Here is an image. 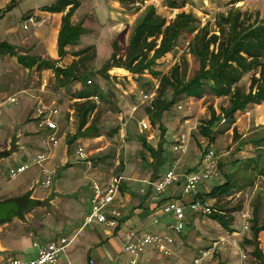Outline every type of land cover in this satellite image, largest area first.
I'll return each mask as SVG.
<instances>
[{
    "label": "rangeland",
    "instance_id": "rangeland-1",
    "mask_svg": "<svg viewBox=\"0 0 264 264\" xmlns=\"http://www.w3.org/2000/svg\"><path fill=\"white\" fill-rule=\"evenodd\" d=\"M58 1L60 0H13L10 6L0 9V43L13 45L20 55L36 56L53 62L45 55L39 38L34 37L38 33L37 22L30 21L29 17L44 16L42 21L49 22L47 15L50 12L47 8ZM84 1L72 20L73 25H79L82 31L79 44L68 48L63 58L59 59L57 56L53 67L63 70L74 60L76 52L90 46L95 48L96 59L90 63L89 79L93 85L101 88L106 97V102H96L99 113L97 134L89 135L84 130L79 132L75 117L73 121H69L70 111L75 103L73 99L83 88L80 82L64 89L59 88L53 69L24 68L17 63L15 57L0 53V93L17 98V102L9 105L1 117L3 128L0 131V152H7L9 157L0 161V201L33 190V198L41 202L39 207L26 211L23 220L14 218L10 223L0 225V263L12 258H33L37 251L34 243L42 245L47 242L46 238L55 239L58 235L71 238L72 233L79 230L88 212L89 178L121 176L128 179L129 182L126 183L131 184L130 189L136 196L143 191L144 195L158 201L178 200L176 198L179 197L184 201H178L183 205L184 211L181 235L169 229L176 222L173 214L161 219L151 218L146 226L147 234L174 241L170 246L172 256L165 257L149 246L143 256H149L151 261L148 263L141 259L143 264H153L154 261L159 262L158 264H189L200 252L208 250L210 254L205 259L206 264H264V233L261 234V231L255 241L254 231H242L239 218L241 211L249 210L252 213V226L257 212V227L264 226V176L261 174L264 173V149L260 153L254 149L250 152L248 146L253 145L239 141L241 134L237 131L233 132L230 142V135L225 133L232 123L228 116L221 114L222 110L228 108V99H216L212 95L201 99H184L165 111L153 124L155 109L151 104L155 98L150 102H143L142 94L152 92L159 86L156 76L150 71H145L142 75L129 72L124 75L111 69L108 80L101 78L102 67L113 54V40L116 39L118 43V54L124 56L129 37L146 9L153 7L156 14L169 23L178 14L177 8H172L174 0ZM194 2L198 5L189 11L202 26L207 22L213 23L216 15L228 13H238L239 21L245 25L253 24L257 19L264 21V0H215L208 4L203 3L204 0ZM47 27L43 26L41 33ZM179 58L180 56L174 60L169 57L159 62L160 64L157 63L152 71L168 74L172 66L179 62ZM187 59L191 65L190 57L187 56ZM251 76V73L244 75L239 83L244 93L249 91ZM39 100L47 105L55 103L62 113L59 120L61 141L54 150L43 144L42 134L32 121ZM246 109L248 111L238 116L258 123L264 121L263 109H257L252 104ZM212 116L214 121L219 118L212 128L211 136L214 141L200 134L202 128H208L213 122ZM186 120H189L186 126L188 128L182 127ZM142 122L149 123L151 130L141 132ZM217 128L218 133L214 132ZM257 129L264 130V126L259 125ZM244 130L246 131V127ZM154 134L159 137L157 142L163 151L160 159H165L158 168V177L154 174V167L159 165L160 159L157 155L150 156L142 145L145 141L150 146L153 140L149 142L147 139ZM182 135L189 138V146L192 148L186 159L182 156L186 153L173 150V145ZM261 144L264 147V141ZM79 146L85 148L91 168L95 170L94 174L86 162L78 161L76 151ZM208 149L215 150L219 157V176L213 182L197 185L190 195L184 194L183 184L169 187L161 195L154 192L153 186L168 171L175 169L177 174H182L180 167H197L200 157ZM39 153L48 155L49 160L42 165H30L31 159ZM177 161L181 165L172 166ZM21 165L28 166V169L11 179L10 173ZM43 167L57 172L54 183L48 189H43L40 185ZM226 168L230 171V180L235 184L234 192L220 199L215 198L210 204L227 217H234L230 229L239 233L235 239L218 222L210 217L194 215L189 208L193 197L196 198L198 194L206 197L212 188L223 184ZM202 185L208 187L202 189ZM173 195L176 196L175 199ZM53 198L54 203L51 201ZM202 200L208 202L210 198ZM220 239L229 244L214 247V243ZM240 249L248 255L246 262L239 256ZM256 249L260 257L253 255Z\"/></svg>",
    "mask_w": 264,
    "mask_h": 264
},
{
    "label": "trees",
    "instance_id": "trees-1",
    "mask_svg": "<svg viewBox=\"0 0 264 264\" xmlns=\"http://www.w3.org/2000/svg\"><path fill=\"white\" fill-rule=\"evenodd\" d=\"M147 1V0H146ZM185 3L174 0L172 8L182 9ZM80 3L74 0H60L47 8L50 13L68 11L62 18L61 28L57 38V53L59 59L66 55V48L79 44L82 34L79 25H73L72 17ZM9 8L6 10L8 11ZM238 13L219 14L213 18V23L201 25L191 13L179 12L176 17L167 23L156 14L153 7L146 9L140 21L136 24L129 37L124 56L118 54V43L113 40V54L102 67L101 78L108 80V72L113 69L118 73L142 75L150 71L159 80L155 89V99L151 106L155 109L153 121L155 124L162 114L173 107L177 102L193 98L201 99L212 95L216 99L227 98L228 108L221 114L233 119L242 113L249 104L264 102V21L256 20L253 24L245 25L239 21ZM2 17V16H0ZM188 44V46H186ZM0 53L15 57L17 63L24 68L53 69L57 87L66 88L82 84V89L72 110L78 122V131L84 130L87 134H97L98 100L106 102L101 88L93 85L90 78L89 66L96 59V50L93 46L76 52L74 60L68 67L61 70L53 67L56 61H45L36 56H26L16 53V48L7 43H0ZM171 55L173 59L180 56L168 74L156 73L152 68L157 63ZM187 56L190 57L191 65ZM160 64V63H159ZM252 74L251 84L247 93L242 92L239 83L244 75ZM258 75V77H256ZM88 82H91L88 84ZM90 118L92 121L90 122ZM219 118L211 117L213 121L208 128L201 129V136L213 140L212 128ZM235 119V118H234ZM214 132L218 133V129ZM235 132V130H234ZM143 147L152 157L155 151L143 141ZM159 155V154H158ZM160 164L155 166L158 174ZM264 176V173H261ZM235 184L227 179L223 184L212 188L206 194L207 199H220L234 192ZM197 196L195 199L206 198ZM204 201V200H203ZM219 200L216 202L218 203ZM210 218L218 222L225 231L233 232L230 227L234 217L226 216L215 208ZM257 212L251 230L254 231V240L263 227L258 226ZM254 256L260 257L258 250Z\"/></svg>",
    "mask_w": 264,
    "mask_h": 264
},
{
    "label": "built area",
    "instance_id": "built-area-1",
    "mask_svg": "<svg viewBox=\"0 0 264 264\" xmlns=\"http://www.w3.org/2000/svg\"><path fill=\"white\" fill-rule=\"evenodd\" d=\"M81 2L84 0H74ZM181 3H185L182 9H177L179 12L191 13L190 9H195L196 4L194 0H179ZM215 0H204L203 3L208 4ZM30 21H36L35 17H29ZM27 27L25 26L24 29ZM188 46V44H186ZM91 82H88L90 84ZM155 98V90L152 92H145L142 94L143 102H150ZM91 100L97 102V97L90 98ZM17 102L16 96L13 95H3L0 93V131L3 128V123L1 117L4 110L12 104ZM180 109V106L177 107ZM71 116L69 121H73L74 112L70 111ZM62 118V113L59 107L54 103L52 105H47L43 100L37 102L36 109L32 117V121L35 123V127L42 134L43 144L48 148L54 150L58 148L61 139L59 138L60 126L59 120ZM225 122V120L223 121ZM151 130V125L147 122H142L140 124L141 132H148ZM186 138L182 135L176 144L173 145L174 152H179L184 154L187 150L185 146ZM76 157L79 162H86L91 168V162L89 161L88 154L84 147L79 146L76 151ZM49 156L45 153H39L34 158L31 159L30 165H42L49 160ZM28 166L21 165L16 168V171L10 173V178L14 179L17 175L25 172ZM43 180L40 185L43 189H48L54 183V178H56V171L43 167L42 170ZM219 176V157L215 150L208 149L202 155V168L199 172L192 174H177L175 169L168 171L160 181L153 186L154 192L157 195H161L169 187H173L176 184L184 185V194L190 195L192 190L199 184L211 183ZM124 179L121 176H111L106 183L100 181L96 177L89 178V193H90V210L89 213L84 217L81 229H84L93 224L103 225L107 228L118 227L123 219V214L120 208L117 206V197L120 191V187ZM164 212L166 214H173L176 218V222L169 226V229L178 235H181L182 230V220L184 219L183 205L178 201H173L166 203L164 205ZM190 210L194 215H203L205 217H210L215 210L210 203L194 199L189 205ZM240 224L242 225V231L249 233L251 231V221L252 213L249 210H244L240 212L239 215ZM235 239L238 237L239 233L227 232ZM72 243V239L67 237H61L51 241L46 246H40L34 243V247L37 249V255L32 260H21L19 258H12L5 263L0 264H59L60 255L64 250ZM174 241L171 238H161L158 236H153L145 234L138 236L137 230L134 228L128 229L126 232V240L123 246V252L129 256V260L122 264H143L142 260L145 253V249L152 246L154 250L158 253L163 254L165 257L172 256V246ZM222 244L223 246L229 244L228 241L220 239L214 243V247ZM210 250L200 252L191 263L189 264H206L205 259L209 257ZM239 256L243 262L248 260V255L244 250H239ZM90 264H93L90 261Z\"/></svg>",
    "mask_w": 264,
    "mask_h": 264
},
{
    "label": "crops",
    "instance_id": "crops-1",
    "mask_svg": "<svg viewBox=\"0 0 264 264\" xmlns=\"http://www.w3.org/2000/svg\"><path fill=\"white\" fill-rule=\"evenodd\" d=\"M12 1L13 0H1L0 9H4L5 6H8ZM84 2L85 1H81L80 6H82ZM67 11H68V8L64 12H61V13H48L47 18L49 19V22H46V23L42 21V17L44 16L40 17L39 15H35L36 22H37L36 32L38 33L34 35V37L39 38V42H41V44L43 45L45 55L54 61L58 59L57 57L58 56L57 38H58V34L61 28L62 18L66 14ZM75 13L72 17V20L74 19ZM45 25L48 27L46 28L45 32L41 33V29ZM68 48L70 47H67L66 50H68ZM169 57L172 58V56L169 55L165 59ZM188 99L190 100L191 98H188ZM73 101L75 102L76 99H73ZM252 106L257 107V109L264 110V102L258 105L252 104ZM245 111H248V110L245 109L243 112ZM164 116L166 117V115ZM164 116H163V120H164ZM247 116H250V113H247ZM234 118L229 119L232 125H231V128L227 130V132L225 133V135L226 134L230 135L231 137L230 142H232L233 132L235 130L241 134L239 141L253 145L250 147L248 146L249 151L254 149L255 151L260 153L261 150L264 149V147L261 144L262 141H264V130H259L257 128H259V125L264 126V121H262V123H258V121L250 120L249 118L247 119V117L241 118L238 116V114ZM188 122L189 120H186L185 123L182 124V127L188 128L186 127ZM245 127H246V131L244 130ZM185 138H186L185 146L187 148V151L185 152L186 154L182 155L183 159H186V156L188 155L189 150L192 149L189 146V138L188 137H185ZM158 139L159 137L156 136V134H154L148 137L147 140L149 142L153 140V142L150 143V147L154 149L155 151H159L156 157L160 159V154L163 157V151L161 149L160 144L157 142ZM222 160L223 159L221 158L220 163L223 162ZM160 161H165V159L162 160L161 158ZM178 165L179 166L181 165L178 161L172 164V166H176V167ZM201 168H202V156L200 157V163L197 165V167L192 168V169L189 167L182 169L180 167L181 169L180 173L188 175V174L199 172ZM154 169L156 168L154 167ZM90 171H92L93 174L95 173V170H92V168H90ZM228 173H230V171L226 168L225 173H224L226 174V176L223 177L224 178L223 183L227 179H230V176L228 175ZM154 174L157 176V173L155 172V170H154ZM108 179L109 178L101 177L100 181H102L103 183H106ZM126 182H129L128 179H124L120 187V191H119L117 202H116L117 206L120 208L123 214V219H122L121 224L116 228H107L103 225L93 224L84 229H81L80 227L83 223L82 221L81 225L78 228L79 230L77 229L78 230L77 232L72 233L71 238L67 235H58V237L55 239H58L61 237H67V238L69 237L70 239H72V243L60 255L59 264H90V261H92L93 264H122V263H125L126 261L129 260V256L123 252V246L126 240L127 230L134 228L137 230L138 236L145 235L147 234L146 226H147L149 219L151 218L161 219V218H164L165 215H168L164 212V208H163L166 203L173 202V201L184 202L181 197L176 198V196L174 195H173V199L176 198L178 200L163 199V200L158 201L155 199H150L149 196L144 195L143 191L141 192L140 195L136 196L133 194L132 190L130 189L131 184L126 183ZM130 182L132 183V181ZM176 185H180V184H176ZM207 187H208L207 185H202V189H206ZM198 196L204 197V195H201V194H198ZM194 199L195 197H193L192 201ZM51 201L54 203L55 202L54 198ZM214 201L215 199L208 200L209 203L214 202ZM89 210H90V193H89V208H88V212L86 213V215L89 213ZM155 224H157V221H155ZM263 233L264 231L261 232V234ZM55 239L46 238L47 242L43 243L40 246H46ZM36 255H37V251L32 256L33 258H29V260L34 259ZM143 259L145 262H148V263L151 261V258L149 256H145L143 257ZM25 261H28V260H25ZM158 263L159 262L157 261L153 262V264H158Z\"/></svg>",
    "mask_w": 264,
    "mask_h": 264
},
{
    "label": "water",
    "instance_id": "water-1",
    "mask_svg": "<svg viewBox=\"0 0 264 264\" xmlns=\"http://www.w3.org/2000/svg\"><path fill=\"white\" fill-rule=\"evenodd\" d=\"M9 157L7 152H0V161ZM41 202L33 198V190L25 194L0 201V225L10 223L14 218L23 220L26 211L39 207Z\"/></svg>",
    "mask_w": 264,
    "mask_h": 264
}]
</instances>
